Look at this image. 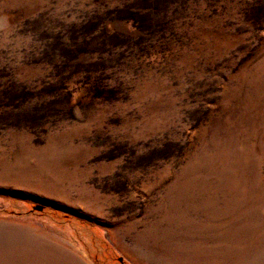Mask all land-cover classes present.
I'll list each match as a JSON object with an SVG mask.
<instances>
[{
  "label": "rangeland",
  "instance_id": "374dc122",
  "mask_svg": "<svg viewBox=\"0 0 264 264\" xmlns=\"http://www.w3.org/2000/svg\"><path fill=\"white\" fill-rule=\"evenodd\" d=\"M0 264H264V0H0Z\"/></svg>",
  "mask_w": 264,
  "mask_h": 264
}]
</instances>
